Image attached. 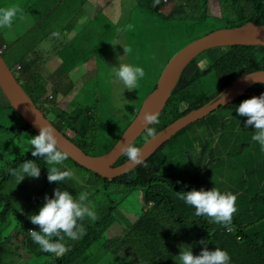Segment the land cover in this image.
Listing matches in <instances>:
<instances>
[{
  "label": "trees",
  "instance_id": "obj_1",
  "mask_svg": "<svg viewBox=\"0 0 264 264\" xmlns=\"http://www.w3.org/2000/svg\"><path fill=\"white\" fill-rule=\"evenodd\" d=\"M6 1L8 2L5 4ZM21 1L27 3L28 11L38 6L36 1L33 3L31 0ZM177 2L187 3L189 0H126L125 6L128 11L132 8L136 11L141 23L139 32L144 25L146 29L158 35V38L151 41L150 45L161 39V41H164L168 46L167 48H173L177 42L182 40L181 37L184 38L188 34L197 31L201 32L205 30L200 34L201 36L205 32H209V29L212 28L213 31H210L208 34L239 28L249 23L264 25V0H218L220 10L219 17H207L202 15V13L198 19L191 20L185 17L175 18L172 12H169L166 16L160 14L159 10L165 3L174 5ZM10 5V0H0V7H7ZM39 6L43 11L40 13V16L51 11V9H43V6ZM32 15L37 17V15L33 13ZM131 15H133V12H131ZM19 18L20 17H17L14 22ZM67 37L70 40V37ZM161 37H163L164 40H162ZM195 39L196 37H190L188 42ZM107 40L108 38L103 39L101 42ZM91 41L93 42L92 37L89 39L84 38L80 46H74L70 40V44L65 49L68 51V53L64 55L66 60L73 61L74 65L79 57H84L85 59L83 61L79 60L81 63H79L78 66L83 64V62L90 57L85 48L91 47ZM148 41L145 35L141 39L140 47L145 49V45ZM6 45L8 49L1 56L3 57V55L6 54V57L9 59H13L16 53L20 56L18 61L13 62L11 65H8L7 62L6 64L11 71L13 70L12 73L16 81L42 112L44 117L47 119V114L52 113L51 119H53L55 123L48 120L64 136L71 132L72 137L68 139L76 147L88 156H101L95 153V148L101 147L103 143L100 136L101 132H97L95 126L90 125L89 122L87 123L83 119L85 118L89 121L90 115H88V113L91 112L90 108L87 107L85 110H80L72 106L70 110L75 108V111L68 113V111H62L61 109H59V112H56L55 104L51 107L47 106L52 104V101L49 102L48 96L46 99V94H48L46 86H48V84L40 76L39 70L42 62L38 59L36 45L25 42L22 39ZM119 45L121 44H118V46ZM9 46H12V50L9 49ZM21 47L27 49L29 55L31 54V58L28 57V54L20 52ZM108 48L109 43L107 42L101 45L100 50L103 52ZM124 48H128L127 44ZM119 62H125V59L119 60ZM117 63L118 61L116 64ZM16 65H19L18 70H15ZM61 65H59L57 69L58 73H64L66 70V68H63ZM101 66L104 67L103 65ZM80 71L84 72L83 68ZM260 71H264V46L236 45L206 50L197 58L190 60L183 68L173 90L170 92L163 111L159 115V124L152 125V127L156 128V133L163 130L166 126L180 117L216 101V98L220 94L225 95L233 82L240 77ZM51 75L50 73L49 77H51ZM84 76L89 78L86 72H84ZM115 81L119 85V81ZM57 82L58 81L53 82L51 85L50 92L53 97L58 95L60 89L64 87L63 84L59 86ZM85 85L86 82L83 84V87ZM78 88H81V86L79 85ZM155 88L156 87H154V89ZM262 92H264V84L254 85L247 90L246 93L237 97L225 107H231L235 110L236 105L242 100L252 96H259ZM151 93L152 92L148 95ZM143 102L144 101H142V103ZM71 104H69L67 108H69ZM222 107L223 106L220 108ZM213 112L207 116H210ZM236 116L239 117L237 113ZM240 117L246 118L244 116ZM240 120L242 119L240 118ZM250 126L248 128H250ZM184 129L180 130L175 135L180 134ZM250 129L252 136L254 130L253 128ZM122 133L110 136L109 142L113 145L110 147L111 149L117 143ZM36 134L37 133L17 114L7 100L0 105V138H6L0 146V264H42L46 260L49 261L50 264H147V262L149 264V261L145 262V258L140 256L152 250L147 249L146 246L153 248L156 243V236H159V238H163L165 235L166 237H170L166 240L165 247L159 254L163 253L173 241H183L181 238L175 240L174 235L171 236V234H166L164 230L158 231L157 233H155L154 230H149V227L152 225L162 223L160 219L165 216H167L165 222L172 221L168 216L169 214L172 218L176 219V221H183L186 225L189 223L187 226L188 232H185L186 238L190 237L192 241H196L199 239L200 235L203 240L208 241L207 247L209 246L212 237L209 234L206 235V232L210 230L212 233H215V230L206 227V225H208L207 219L204 220L205 217L201 216L200 221L204 225L200 226L196 223L198 217L195 215H189L190 218H182L177 214L176 209L182 207L191 208V206L186 205L179 199L177 192L191 189L187 188L185 185L181 186L176 183L171 184L168 181V176L157 174L161 166H163L162 164H157L154 160L158 155L159 149L158 151H154L136 167L112 180L101 178L78 165L68 157V160L71 161L69 162L70 166H68V168L76 170L79 183L69 179L65 181H68L71 185H78L76 191L73 190L71 192L73 195H75V193L78 195L84 190L88 191L89 200L95 207L98 219L94 222L88 219L83 221L86 232L81 238L77 240L66 238L68 251L65 253L51 258L50 253L42 251L39 247L38 253L32 255L27 262L21 260L17 261L13 258V255L16 254L17 251L15 249L12 250L11 244L27 242L33 246H38L31 240L27 232L29 229L38 230V225L32 224L28 217L36 212L39 206L38 202L43 199L44 194L47 193L51 196L53 188L58 186L57 182H49L47 180V168L50 166L46 163L45 158L33 157L31 155V149L26 148L27 146H31L29 145V138ZM149 137L150 136H147L144 131L132 144L140 148ZM172 138L167 142H170ZM106 139L107 137L104 138V140ZM22 141L26 142L21 143ZM7 147L11 150L18 149L21 151L18 153L10 152L4 154ZM25 159H33L40 167V174L37 178H33L34 180L25 176L18 182L14 172L19 171L20 165ZM126 161H128V158L123 155L115 166H120ZM162 162H166L165 156H163ZM254 163L249 164L246 168L247 172L245 169L246 179L240 181L242 186L229 191L236 197V210L232 214L231 221L225 226L226 233H216V235L219 237V243L223 247H226V245L229 246L230 249L232 246L239 247L237 242L238 239H236L239 235L237 230L240 231L245 229L243 226L247 222L250 224L256 221L255 226H251L252 235L250 234V237L249 235H243V237L248 241L250 249L262 260V264H264V164L254 165ZM240 175L242 176L241 173ZM85 178H87L86 184L88 185L84 184ZM99 178L102 180L101 182L103 184L98 185L96 188H89L95 187L93 185L95 182H98L96 179ZM26 180L32 183L31 187L26 185ZM16 182L17 184L14 186ZM237 183L239 185V181ZM112 185H118L119 188H110ZM201 187L206 190L211 188L205 184L200 185L199 188ZM64 188L69 191V186ZM131 190H140L144 192V194L141 192V197L143 196L144 212L140 218L135 221L136 223L132 226H127L126 220L122 223L116 220L115 213L120 204L134 192ZM244 201L251 205V210L248 213L240 210V205ZM42 203L43 202H41V204ZM148 204H150L149 207ZM157 206H165L168 210V214H166V210L157 211ZM250 214H254L255 216L249 217ZM151 217L155 218L152 222ZM115 224L120 226L121 234L123 235L119 238V241L114 236L108 235V232L112 230V228L117 233L118 229L114 228ZM247 229L248 228L245 230ZM101 237H106V240L98 248L94 249L95 244ZM139 241H143V244H139ZM239 241L242 242L241 239H239ZM193 247L197 248V251H194L197 254L202 245L197 242ZM223 249L225 250L226 248ZM121 254H128L130 258L127 256L120 258ZM230 255L232 257L231 250ZM18 256L21 258V255L18 254ZM232 260L235 264L243 263L236 256L232 257Z\"/></svg>",
  "mask_w": 264,
  "mask_h": 264
},
{
  "label": "rangeland",
  "instance_id": "obj_2",
  "mask_svg": "<svg viewBox=\"0 0 264 264\" xmlns=\"http://www.w3.org/2000/svg\"><path fill=\"white\" fill-rule=\"evenodd\" d=\"M35 1L38 6L28 11L27 3H23L21 0H10L11 5H19L23 10L22 18L18 16L20 18L13 23L10 30L0 29V43L11 44L16 40L22 39L25 42L36 45L38 59L42 62L39 70L40 76L45 82H50L46 86L48 90L46 99L48 96V100L49 102L52 101V104L47 106L51 107L55 104L56 112H59V109H61L62 111H68V113L75 111V108L70 110L72 106L80 110H85L87 107L90 108L91 112L88 113L90 115L89 121L85 118L83 119L85 122H89L90 125L95 126L97 132H101L102 146L95 148V153L101 156L109 152L111 150L110 147L113 146L109 142L110 136H114L117 133H124L133 123L142 106V101H145L149 97L148 94L150 92L155 91L154 87L157 86L168 61L181 48L190 43V41L188 42L190 37H196V39L201 38L206 34L208 35L210 31H213V28L209 29V32H205L201 36L200 34L205 30L188 34L184 38L181 37L182 40L179 42H175L176 44L173 48H167L168 46L161 39L150 45V42L158 38V35L146 29L143 25L141 30L149 41L145 49H142L140 47L141 38L139 32L141 23L133 8L128 11L125 6L126 0H31L32 3ZM39 5L43 6V9H51V11L40 16V13L43 11ZM131 12H133V15H131ZM169 12H172L175 18L185 17L191 20L198 19L202 13V15L207 17L220 16L218 0H189L187 3L177 2L174 5L165 3L161 9V14L166 16ZM32 13L37 15V17H34ZM88 16H92L93 18L89 20L87 18ZM128 25H131V27H127ZM64 28L65 31L62 33ZM9 31L14 34V38L7 36ZM67 36L70 37L74 46H80L84 38H93L91 47L85 48L90 57L80 66H78L81 63L79 60L83 61L85 59L84 57H79L73 65V61L66 60L64 56L68 53L65 49L70 44ZM107 38V41L101 42ZM161 38L164 40L163 37ZM116 41L121 45L112 44ZM107 42L109 43V48L102 52L100 47ZM126 44L132 51L124 55V47ZM9 49L12 50V46H9ZM20 52L29 55L27 49L23 47L20 48ZM28 57L31 58V54ZM3 59L8 65H11L13 62L18 61L20 56L16 53L13 59H9L5 54L3 55ZM123 59H125V62L142 66L145 70V77L139 82L137 89L123 90V84L119 81L118 85L115 79L112 78L110 67L116 65L118 60ZM59 65L66 68L64 73H58L57 69ZM82 68L84 72L88 73L89 78L84 76V72L80 71ZM50 73L52 74L51 77H49ZM56 81H58L57 84L59 86L63 84L64 87L60 89L58 95L53 97L50 90L52 83ZM85 82L86 85L83 87ZM79 85L81 88H78ZM1 93L0 105L7 100L3 93ZM116 97H119L118 102L121 105L119 108L116 106L114 99ZM69 104L71 105L67 108ZM46 117L52 123H55L51 119L52 113L47 114ZM245 119L236 116V111L233 108L223 106L215 110L210 116H206L185 127L170 142H166L156 149V151L160 150L154 160L157 164L163 165L157 174L168 176V181L171 184L185 185L190 189H198L200 185L205 184L209 187H216L221 191H231V189H237L239 186H242L240 181L246 179L245 169L249 164H253L254 162V165L264 164V151H261L257 142L251 140L250 128L252 126L249 125L250 128H248L249 126L245 128ZM70 135L71 132L66 137L70 139L72 137ZM105 137H107L106 140H104ZM5 139L0 138V146ZM24 142L26 141H22L21 143ZM31 147L27 146L26 148L31 149ZM19 151L21 150H11L7 147L4 154L10 152L18 153ZM163 156L166 157V162H162ZM69 162L71 161L68 159L64 161V166H70ZM29 179L34 180L32 177ZM86 180L87 178H85L84 184L88 185L86 184ZM96 180L98 182L94 183L93 186L95 187L89 188H96L98 185L103 184L100 178ZM238 181L239 185L237 183ZM16 184L17 182L14 186ZM26 185L31 187L32 183L26 180ZM60 186L62 188L69 186L70 193L73 190L76 191V188H78V185H71L68 181L61 182ZM110 188H119V186L112 185ZM131 191L134 192L123 202L121 201L122 203L115 213L116 220L120 223L126 220L128 223H126L127 226H132L136 223L135 221L144 212L143 196L141 197L140 193L142 192L144 194V192L140 190ZM41 202H43V199L39 200V206L42 205ZM149 206L150 204H148ZM240 207V210L246 213L251 210V205L246 201ZM164 210L168 214L165 206H157V211ZM176 211L182 218H190L189 215H195L192 207H182L176 209ZM168 216L172 221L165 222L167 217L165 216L160 219L162 223L152 225L149 227V230H154L155 233L164 230L166 234H173L175 240H177L182 237V235L179 237V231L184 230L188 232L187 226L189 223L186 225L183 221H176L170 214ZM254 216V214H250L249 217ZM200 219L201 217H198L196 223L202 226L204 224L201 223ZM206 219L208 221L206 227L215 230V233H212L210 230L206 232V235L209 234L212 237V240L209 242V249H214L215 247L226 248L225 250L229 255L231 250L232 257H238L243 262L242 264H262V260L250 250L248 241L243 237V235H249V237L252 235L251 226H255L256 221L250 224L247 222L243 227L248 229L240 230L241 233L237 230L239 235L236 239L239 238L242 242L237 241L239 247L232 246L230 249L227 245L223 247L219 243V237L216 235V233H226L225 226L228 223H217L208 217H205L204 220ZM114 228L118 229L117 233L112 228L108 232V235L114 236L119 241V238L123 236L121 234V228L117 224L114 225ZM181 239H188L187 245H192L191 251L194 255L196 254L194 251H197V248L193 247V245L203 240L200 235L196 241H192L190 237L186 238L185 235ZM105 240L106 237H101L95 244L94 249L98 248ZM139 244H143V241H139ZM165 244L166 235L163 238L156 236V243L153 248L146 246L147 249L152 250L147 251V254L140 257L145 258L147 261H168L170 258H167V254L176 251V249L168 246L163 253L159 254L163 251ZM11 248L17 251L13 255L14 259L27 262L32 255L38 253L39 246H33L27 242H18L11 244ZM177 250L178 256L180 248H177ZM18 254L21 255V258H19ZM57 256L54 253H50L51 258ZM124 256L130 258L128 254H121L120 258ZM232 257L231 264H235ZM42 264L50 263L46 260Z\"/></svg>",
  "mask_w": 264,
  "mask_h": 264
},
{
  "label": "clouds",
  "instance_id": "obj_3",
  "mask_svg": "<svg viewBox=\"0 0 264 264\" xmlns=\"http://www.w3.org/2000/svg\"><path fill=\"white\" fill-rule=\"evenodd\" d=\"M161 9L159 10L160 14ZM22 12L23 10L20 6L15 4L0 7V29L10 30L14 20L18 16L22 18ZM127 27L130 28L131 25ZM7 36L14 38V34L11 31L7 33ZM144 36L145 34L141 30L140 38L142 39ZM112 44L120 43L115 42ZM3 47L4 49L0 56L8 49L5 43H0V48ZM131 51V48H124V55L131 53ZM200 54L192 59L197 58ZM18 68L19 65H16L15 70H18ZM110 68L112 77L123 84V90L137 89L139 82L145 77L144 68L131 62H119L118 60V63ZM114 99L116 106L118 108L121 107L118 102L119 97ZM216 99L223 102L224 95L220 94ZM235 111L239 116L246 117L244 120L245 128L251 125L254 130L251 140L257 142L261 151H264V92L259 96H252L242 100L236 105ZM159 122L158 112L150 111L143 114L141 123L144 125L143 128L147 136H150L149 138L158 133H156V128L152 127V125H158ZM29 145L32 146L31 155L33 157L45 158L46 163L50 166L47 168V180L49 182H57L58 186L53 188L51 196L47 193L44 194L42 205L38 206L36 212L28 217L32 224L38 225V230L29 229L27 231L28 236L42 251L61 255L68 251L66 238L71 240L81 238L86 232L83 221L88 219L94 222L98 219V215L89 200L87 190L81 191L78 195L76 193L73 195L67 189L59 186L66 179L79 183V177L76 175L75 169L64 166L63 162L68 159L67 153L57 147L56 136L48 123L38 125V133L29 138ZM120 152L133 163H139L141 160V149L131 142L122 143ZM39 174L40 167L33 159H25L20 165L19 171L14 172L18 182L25 176L37 178ZM177 193L180 200L194 209L196 217L205 216L211 218L214 222L224 224L231 221L232 214L236 210L235 195L229 191H221L216 187H211L207 190L203 187L199 189L192 188L191 190ZM199 243L202 247L195 255L191 251L192 245H179V264H231V257L226 250L220 247L209 249L207 240H201Z\"/></svg>",
  "mask_w": 264,
  "mask_h": 264
},
{
  "label": "water",
  "instance_id": "obj_4",
  "mask_svg": "<svg viewBox=\"0 0 264 264\" xmlns=\"http://www.w3.org/2000/svg\"><path fill=\"white\" fill-rule=\"evenodd\" d=\"M236 45L264 46V25L249 23L240 28L210 33L190 42L180 49L166 64L155 91L146 98L133 123L126 129V131H124L118 142L108 153L98 157H91L83 153L44 117L42 112L18 84L1 56L0 90L17 114L34 132L38 133V125L48 123L56 136L57 147L67 153V156L71 160L101 178L112 180L139 165L161 144L169 140L183 128L202 119L221 106H226L231 103L237 97L246 93V91L252 86L264 84V71L254 72L248 74L249 76L245 75L240 77L234 81L232 86L228 89L227 93L224 95L223 102L216 100L205 107L192 111L191 113L180 117L147 140L140 147L141 160L139 163H133L128 160L120 166H115L117 161L123 156L120 152L121 144L125 142L133 143L144 132V125L141 123L143 114L145 112L155 111L160 115L163 111L170 92L173 90L174 85L178 80L177 78L186 64L192 58L206 50Z\"/></svg>",
  "mask_w": 264,
  "mask_h": 264
},
{
  "label": "crops",
  "instance_id": "obj_5",
  "mask_svg": "<svg viewBox=\"0 0 264 264\" xmlns=\"http://www.w3.org/2000/svg\"><path fill=\"white\" fill-rule=\"evenodd\" d=\"M85 18V17H84ZM87 18H89V20H91L93 17L92 16H88ZM86 19V18H85ZM65 31V28L62 30V33ZM48 79H49V77H48ZM47 84L49 85L50 84V82H47ZM153 219H155V218H153V217H151V222H152V220ZM179 226V225H178ZM178 234H179V237L182 235V237L181 238H183V235H185V231L184 230H181V232L179 231L178 232ZM171 235H173V234H171ZM166 240H168V237H166ZM172 242V241H171ZM174 242V241H173ZM173 245H170L169 244V246L171 247V248H175L176 249V251H174V252H171L170 254H167V258H170L168 261H159V260H154V261H149V264H178L179 263V259H178V256H177V248H179V245H181V244H185V245H187L188 243H187V239L184 241H180V242H176V243H172ZM144 261L145 262H147V260L146 259H144ZM147 264H148V262H147Z\"/></svg>",
  "mask_w": 264,
  "mask_h": 264
},
{
  "label": "built area",
  "instance_id": "obj_6",
  "mask_svg": "<svg viewBox=\"0 0 264 264\" xmlns=\"http://www.w3.org/2000/svg\"><path fill=\"white\" fill-rule=\"evenodd\" d=\"M3 49H4V47L3 48H0V53H2Z\"/></svg>",
  "mask_w": 264,
  "mask_h": 264
}]
</instances>
